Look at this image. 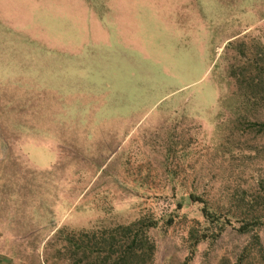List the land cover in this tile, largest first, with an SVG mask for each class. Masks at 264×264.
Here are the masks:
<instances>
[{
    "label": "rangeland",
    "instance_id": "obj_1",
    "mask_svg": "<svg viewBox=\"0 0 264 264\" xmlns=\"http://www.w3.org/2000/svg\"><path fill=\"white\" fill-rule=\"evenodd\" d=\"M0 264H264V0H0Z\"/></svg>",
    "mask_w": 264,
    "mask_h": 264
}]
</instances>
